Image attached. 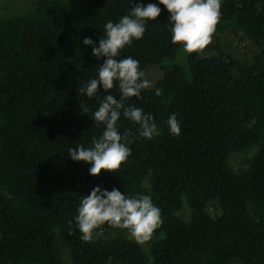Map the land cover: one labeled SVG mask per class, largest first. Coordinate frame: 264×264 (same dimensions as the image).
<instances>
[{
    "label": "trees",
    "instance_id": "trees-1",
    "mask_svg": "<svg viewBox=\"0 0 264 264\" xmlns=\"http://www.w3.org/2000/svg\"><path fill=\"white\" fill-rule=\"evenodd\" d=\"M263 2L221 0L205 48L212 55L172 44L170 14L159 0H37L25 14L0 20V264H64L56 237L73 264H109V257L111 264H264ZM149 3L160 15L116 59L132 57L144 73L149 63L159 67L161 76L126 104L150 114L158 134L141 137L139 125L121 113L117 128L130 133L131 154L115 173L92 176L69 149L99 138L104 125L93 113L105 95L119 99V89L79 94L102 64L83 39L98 47L109 20ZM224 26L260 46L249 62L217 45ZM171 114L179 136L169 131ZM254 147L245 169L233 173L228 156ZM96 186L151 197L162 224L147 250L124 237L80 239L77 209ZM210 201L216 217L204 211ZM182 204L187 220L178 216ZM95 231L128 234L107 223Z\"/></svg>",
    "mask_w": 264,
    "mask_h": 264
},
{
    "label": "clouds",
    "instance_id": "clouds-1",
    "mask_svg": "<svg viewBox=\"0 0 264 264\" xmlns=\"http://www.w3.org/2000/svg\"><path fill=\"white\" fill-rule=\"evenodd\" d=\"M159 4L170 14L172 44L180 45L185 53L192 54L211 43L220 19L221 0H159ZM160 13L161 9L156 4H136L117 23L109 20L105 24L98 47L90 37L83 39V44L92 47V55L102 64L98 66L96 78L89 79L87 84L78 88L79 94L91 98L101 87L105 93H110L114 86L119 89V99L112 94L105 95L93 113L95 122L104 125L99 138L93 137L91 147L80 145L69 149L70 159L90 165L92 176H99L102 170L115 173L131 154L127 146L131 143L130 133L121 136L117 128L121 113L139 125L141 137L152 139L158 134L150 114H144L139 107L126 106L129 98L139 99L141 91L151 87V83L144 79L145 73L140 70L137 60L132 57L116 58L125 46L143 37L146 22L156 20ZM160 94L161 90L156 89L155 95ZM81 108L88 111L82 102ZM167 124L171 134H181L176 114L169 116ZM77 213L76 224L82 234L80 239L85 243L92 241L94 230L105 223L111 228L127 230L139 243L150 239L154 230L162 224L160 209L153 204L150 196L128 197L115 187L111 191L94 187L89 195L81 198ZM99 234L102 235V232ZM111 259L108 258L109 264Z\"/></svg>",
    "mask_w": 264,
    "mask_h": 264
},
{
    "label": "rangeland",
    "instance_id": "rangeland-1",
    "mask_svg": "<svg viewBox=\"0 0 264 264\" xmlns=\"http://www.w3.org/2000/svg\"><path fill=\"white\" fill-rule=\"evenodd\" d=\"M37 0H0V20L7 19L12 16H18L25 14L27 11L33 9ZM65 2H69L72 4L77 3L78 0H62ZM263 10H264V2H263ZM216 43L220 47V49L226 53H228L233 58L237 59L241 62H249L254 54L259 52L260 46L251 40L248 36H246L243 32L238 29L233 28L232 26H224L216 36ZM200 53H204L205 55H212L208 49H204ZM161 76V72L159 67L154 63H149L145 68V76L144 79H147L151 85L152 83ZM255 147L249 150L241 151L240 153H233L228 156V165L233 173L241 172V170L245 169L244 160L251 157L255 151ZM204 211L209 214L211 217H216L218 215L217 206L214 201L207 202L204 206ZM178 216L183 220H187L189 217L188 209L182 204L180 210L178 211ZM115 237H124L134 242L138 243L141 248L147 250L148 244L153 240V237H150L147 241L143 243L137 242L133 239L129 234H124L120 232H111L109 234L101 235L94 230L93 239L97 240L101 239H111ZM57 248L59 249L62 261L64 264H73L69 251L66 247H64L59 239L55 238Z\"/></svg>",
    "mask_w": 264,
    "mask_h": 264
}]
</instances>
